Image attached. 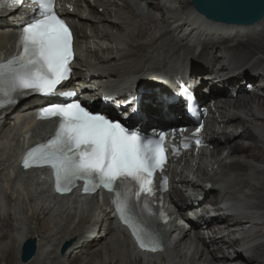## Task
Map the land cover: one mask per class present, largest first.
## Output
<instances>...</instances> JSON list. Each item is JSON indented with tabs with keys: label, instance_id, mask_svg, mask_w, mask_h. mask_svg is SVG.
Returning <instances> with one entry per match:
<instances>
[{
	"label": "bare ground",
	"instance_id": "6f19581e",
	"mask_svg": "<svg viewBox=\"0 0 264 264\" xmlns=\"http://www.w3.org/2000/svg\"><path fill=\"white\" fill-rule=\"evenodd\" d=\"M68 1L72 11L67 16L79 20L72 24L79 52L73 76L97 100V108L143 132L183 127L188 125L185 88L200 110L216 100L217 112L230 121L227 129L206 118L204 132L211 140L219 137L228 154L217 159L221 147L213 151L218 171H204L203 164L200 172L217 190H174L170 196L176 216L171 227L182 238L171 247L161 227L164 252L139 255L117 230L107 203H94V197L55 201L43 176L17 170L18 148L48 130L46 123L30 119L31 112L59 100L33 93L0 111V264H264V16L234 25L210 22L188 0ZM23 10L0 14V57L14 47L16 26L26 18ZM139 72H161L162 79L153 87L130 81ZM70 88L73 78L62 86ZM237 125L242 131L233 133ZM196 159L203 163V153ZM179 201L187 212L199 208V214H175L173 202ZM206 202H223L234 211L218 218L228 220L226 226H212L207 243L192 238L186 227L189 219L209 218L202 208ZM235 225L242 228L231 230ZM24 241L36 250L23 260ZM64 242L70 245L60 254ZM243 253L253 256L244 259Z\"/></svg>",
	"mask_w": 264,
	"mask_h": 264
},
{
	"label": "snow or ice",
	"instance_id": "6c2138e0",
	"mask_svg": "<svg viewBox=\"0 0 264 264\" xmlns=\"http://www.w3.org/2000/svg\"><path fill=\"white\" fill-rule=\"evenodd\" d=\"M30 2V20L20 25V51L0 60V108L11 106L17 97L36 93L49 96L71 78L73 37L66 21L55 10L56 0H0V9H15ZM187 95V91L184 90ZM62 96H75L73 91ZM107 99V97L105 98ZM135 112V109L133 110ZM58 118L55 135L25 150L22 166L51 167L58 193H68L76 181L84 182L85 193L104 188L113 193V205L121 223L127 226L141 250L162 251L158 233L147 216H154L148 198L154 197V176L167 163L166 138L149 137L135 126L91 112L79 102L51 104L39 110L38 119ZM130 118V117H126ZM199 125L192 137L201 144ZM177 130L173 129L175 133ZM183 135L184 129H179ZM173 136V141H174ZM189 137L180 147L187 149ZM173 155L179 149L172 143ZM167 177L159 189L166 190Z\"/></svg>",
	"mask_w": 264,
	"mask_h": 264
},
{
	"label": "water",
	"instance_id": "95a60500",
	"mask_svg": "<svg viewBox=\"0 0 264 264\" xmlns=\"http://www.w3.org/2000/svg\"><path fill=\"white\" fill-rule=\"evenodd\" d=\"M189 2L193 9L204 17L226 24L250 25L264 16V0H189ZM69 244L65 243L62 246L61 253L65 252ZM35 250L34 243L24 241L21 246V258L24 260L30 257Z\"/></svg>",
	"mask_w": 264,
	"mask_h": 264
},
{
	"label": "rangeland",
	"instance_id": "374dc122",
	"mask_svg": "<svg viewBox=\"0 0 264 264\" xmlns=\"http://www.w3.org/2000/svg\"><path fill=\"white\" fill-rule=\"evenodd\" d=\"M162 79L161 72H139L130 77V81L141 82L148 85L158 84Z\"/></svg>",
	"mask_w": 264,
	"mask_h": 264
}]
</instances>
